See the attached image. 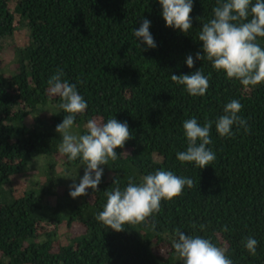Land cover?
<instances>
[{
    "label": "trees",
    "instance_id": "16d2710c",
    "mask_svg": "<svg viewBox=\"0 0 264 264\" xmlns=\"http://www.w3.org/2000/svg\"><path fill=\"white\" fill-rule=\"evenodd\" d=\"M214 6L215 0H193L185 35L165 27L156 0H0V51L15 52L12 66L0 62V264H182L171 246L176 228L226 247L233 264H264V85L244 88L195 60L197 33ZM145 18L154 49L139 48L132 36ZM189 54L192 69L184 64ZM197 68L209 75L203 97L170 79ZM59 70L87 101L76 118L78 133L88 119L114 116L132 134L115 149L117 160L103 166L98 192L75 199L68 195L72 179L62 176L77 169L79 183L84 166L58 152L55 126L65 113L50 114L59 98L47 81ZM232 99L242 104L248 131L234 128L232 137H220L214 121ZM191 117L213 121L208 147L216 159L202 169L176 159L186 147L182 121ZM156 169L190 177L193 185L162 200L154 218L120 232L96 220L114 178L123 188ZM16 176H28L19 194ZM73 226L80 231L71 234ZM248 236L258 241L255 256L243 247Z\"/></svg>",
    "mask_w": 264,
    "mask_h": 264
},
{
    "label": "clouds",
    "instance_id": "9594fccd",
    "mask_svg": "<svg viewBox=\"0 0 264 264\" xmlns=\"http://www.w3.org/2000/svg\"><path fill=\"white\" fill-rule=\"evenodd\" d=\"M160 7V16L165 27L188 35L192 29L190 12L193 0H156ZM211 18L201 23L196 40L200 41V51L195 60L207 61L217 73L244 88L264 85V0H215ZM151 21L143 19L138 28L132 29V36L143 50L154 49L156 43L151 35ZM184 64L193 68L194 59L187 55ZM63 71H57L47 81L49 94L59 98L57 111L50 114L65 113L55 132L60 137L58 152L67 161H78L84 166L83 175L76 183L77 169L73 175L65 172L62 177L72 179L68 195L76 197L98 192V185L104 173V167L118 158L116 148H123L131 133L126 121L114 116L106 121L88 119L85 131L75 130L77 116L84 115L88 105L78 92L76 84L63 79ZM170 79L192 97H203L209 88V75L200 68L186 74H170ZM242 104L237 99L227 102L222 114L216 117L214 126L220 137H232L235 129L248 131L246 119L240 115ZM213 121L198 123L196 117L182 121V134L186 147L176 153V159L183 164H191L198 169L212 165L215 153L208 147L212 140L210 129ZM112 189L104 191L106 198L96 220L107 229L120 232L126 225H137L154 218L161 208V201L178 197L185 187L191 188L190 177L180 176L171 170L156 169L145 174L138 182L129 178L123 188L114 178ZM155 227V224H153ZM201 230L204 228L200 226ZM225 231L228 229L225 228ZM172 249L182 264H233L226 247L216 246L210 239L201 235L185 234L180 228L173 229ZM243 247L250 256H255L258 241L248 236Z\"/></svg>",
    "mask_w": 264,
    "mask_h": 264
},
{
    "label": "rangeland",
    "instance_id": "374dc122",
    "mask_svg": "<svg viewBox=\"0 0 264 264\" xmlns=\"http://www.w3.org/2000/svg\"><path fill=\"white\" fill-rule=\"evenodd\" d=\"M24 34L21 32L18 36H16L14 42L19 46L22 41L24 40ZM15 56V52L11 47H6L5 49L0 51V62L4 65L12 66L13 58ZM28 122H30L28 120ZM40 170H35L33 172H39ZM12 183L14 188L16 189V193L19 194L26 186L28 182V176L22 177V176H16L12 178ZM46 227V226H45ZM41 228V226H40ZM51 227H49L50 229ZM80 231V228L77 226H73L72 229H70L71 234H76ZM64 229L59 228L57 231L58 236L60 237V240L64 242L65 238L63 237L64 234ZM155 252L158 256L163 257L164 255V248L163 247H158L155 249Z\"/></svg>",
    "mask_w": 264,
    "mask_h": 264
}]
</instances>
